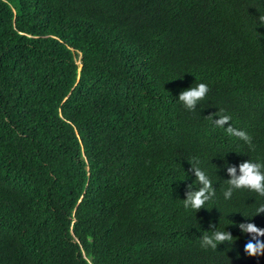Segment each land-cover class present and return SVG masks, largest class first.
I'll list each match as a JSON object with an SVG mask.
<instances>
[{
  "label": "trees",
  "instance_id": "1",
  "mask_svg": "<svg viewBox=\"0 0 264 264\" xmlns=\"http://www.w3.org/2000/svg\"><path fill=\"white\" fill-rule=\"evenodd\" d=\"M261 16L264 0H0V264H264L238 227L264 229V197H224L226 162H264ZM193 161L215 188L197 212ZM214 230L234 240L202 247Z\"/></svg>",
  "mask_w": 264,
  "mask_h": 264
},
{
  "label": "clouds",
  "instance_id": "2",
  "mask_svg": "<svg viewBox=\"0 0 264 264\" xmlns=\"http://www.w3.org/2000/svg\"><path fill=\"white\" fill-rule=\"evenodd\" d=\"M260 22L264 23V16H261ZM209 92L206 84L200 83L196 87H190L184 90L179 95V100L189 110H194L197 102L202 100ZM222 112V110H221ZM219 119H214L213 122L217 127L223 128L227 125L226 132L230 136L238 137L251 146V137L244 131L237 130L229 123L231 117L229 115L218 114ZM191 164V171L194 172L195 180L199 184V188L193 190L192 185L188 186L186 199H183V205L186 209L199 211L206 202L210 201L215 195V188L209 176L205 171L198 166V161L189 162ZM226 169L230 179L226 180L228 187L224 192L225 199H230L233 191L238 189H248L254 191L258 195L264 197V162H253L247 160L239 164V175L237 174V167L230 166L226 162ZM264 213V204H261L257 210L256 215ZM242 232L251 235L244 247L247 255L256 257L264 256V229L258 228L254 223H241L238 225ZM216 227L213 226V229ZM234 240L232 234L228 231L214 230L211 235H204L202 237V247H211L216 249L217 245L224 242L231 243Z\"/></svg>",
  "mask_w": 264,
  "mask_h": 264
}]
</instances>
